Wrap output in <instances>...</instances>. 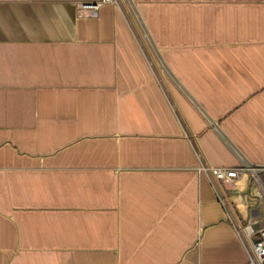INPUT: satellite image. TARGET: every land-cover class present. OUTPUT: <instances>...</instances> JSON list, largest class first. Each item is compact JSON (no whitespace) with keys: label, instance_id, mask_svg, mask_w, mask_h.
Instances as JSON below:
<instances>
[{"label":"crops","instance_id":"crops-1","mask_svg":"<svg viewBox=\"0 0 264 264\" xmlns=\"http://www.w3.org/2000/svg\"><path fill=\"white\" fill-rule=\"evenodd\" d=\"M79 1L0 0V264H247L264 0Z\"/></svg>","mask_w":264,"mask_h":264},{"label":"built area","instance_id":"built-area-1","mask_svg":"<svg viewBox=\"0 0 264 264\" xmlns=\"http://www.w3.org/2000/svg\"><path fill=\"white\" fill-rule=\"evenodd\" d=\"M126 0H95V1H79L77 3V11L80 15L91 16L97 14L100 7L107 2H111L120 6ZM241 167L250 172L253 176H257L260 166L246 162L241 159ZM201 171L205 172L213 186L215 187L216 198L222 205L228 219L233 224L241 241L247 248L248 261L247 264H264V226L260 229L253 227L252 221H236L230 214L231 204L225 191L220 184L225 180L237 178L240 174V168L236 166H218L209 162H201L199 165Z\"/></svg>","mask_w":264,"mask_h":264},{"label":"bare ground","instance_id":"bare-ground-1","mask_svg":"<svg viewBox=\"0 0 264 264\" xmlns=\"http://www.w3.org/2000/svg\"><path fill=\"white\" fill-rule=\"evenodd\" d=\"M129 3V2H128ZM130 5V13H133V11H134V9H133V7H132V4H129ZM134 14V13H133ZM135 17H136V15H135ZM138 20V19H137ZM139 22V21H138ZM139 30H140V32H141V34L143 35V33H144V30H143V28L141 27V26H139Z\"/></svg>","mask_w":264,"mask_h":264},{"label":"rangeland","instance_id":"rangeland-1","mask_svg":"<svg viewBox=\"0 0 264 264\" xmlns=\"http://www.w3.org/2000/svg\"><path fill=\"white\" fill-rule=\"evenodd\" d=\"M134 33H135L136 37H137L139 40H141V39H140L141 36H140V34H138L137 30H134Z\"/></svg>","mask_w":264,"mask_h":264}]
</instances>
